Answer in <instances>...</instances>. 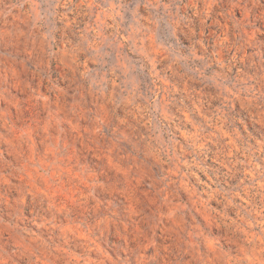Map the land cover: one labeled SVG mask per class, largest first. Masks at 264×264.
<instances>
[{
	"label": "rangeland",
	"instance_id": "rangeland-1",
	"mask_svg": "<svg viewBox=\"0 0 264 264\" xmlns=\"http://www.w3.org/2000/svg\"><path fill=\"white\" fill-rule=\"evenodd\" d=\"M0 264H264V0H0Z\"/></svg>",
	"mask_w": 264,
	"mask_h": 264
}]
</instances>
